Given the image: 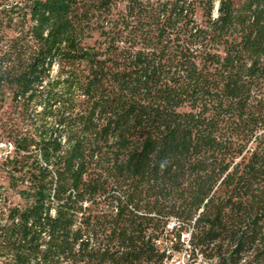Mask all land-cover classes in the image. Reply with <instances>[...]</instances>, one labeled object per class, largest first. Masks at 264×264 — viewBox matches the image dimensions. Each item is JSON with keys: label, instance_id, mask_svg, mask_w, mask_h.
I'll list each match as a JSON object with an SVG mask.
<instances>
[{"label": "trees", "instance_id": "trees-1", "mask_svg": "<svg viewBox=\"0 0 264 264\" xmlns=\"http://www.w3.org/2000/svg\"><path fill=\"white\" fill-rule=\"evenodd\" d=\"M0 33V264H162L185 232L264 264V0H0Z\"/></svg>", "mask_w": 264, "mask_h": 264}, {"label": "rangeland", "instance_id": "rangeland-1", "mask_svg": "<svg viewBox=\"0 0 264 264\" xmlns=\"http://www.w3.org/2000/svg\"><path fill=\"white\" fill-rule=\"evenodd\" d=\"M15 2H18L20 3L21 5L23 3H26L27 0H13ZM15 21L17 17H13ZM4 34H7L9 37H13L15 35V31L12 30V28H6L4 30ZM4 38V40H3ZM5 37H3V33H0V47L4 44V41H5ZM12 93L10 92H7L5 94V101H6V104L0 109V119L2 117H6L8 116V114L10 113V108H9V100H10V97H11ZM6 144H9L8 142H6V140H0V193H1V203L4 205H16V204H19V205H23L24 204V201L19 197V195L13 190V189H10L8 187V181H9V177H10V169L5 165V164H2V160L5 156V154L7 152H9V150L5 149L4 146ZM3 196V197H2ZM187 236V233H182L181 235V239H180V248L182 247V244H183V237H186ZM186 239V238H185ZM174 252H177V251H174Z\"/></svg>", "mask_w": 264, "mask_h": 264}, {"label": "built area", "instance_id": "built-area-1", "mask_svg": "<svg viewBox=\"0 0 264 264\" xmlns=\"http://www.w3.org/2000/svg\"><path fill=\"white\" fill-rule=\"evenodd\" d=\"M4 148L6 150L8 149L10 152L13 147L9 143V144H6ZM182 240H183V244L180 250L177 252H174L171 249H169L167 253L168 254L171 253V256L170 258L165 259L162 264H212L211 261L205 259L202 255L194 254L192 252L189 242L185 240V237H183Z\"/></svg>", "mask_w": 264, "mask_h": 264}]
</instances>
